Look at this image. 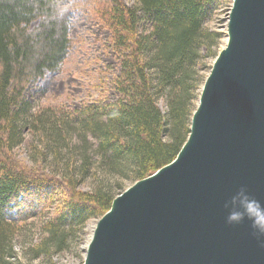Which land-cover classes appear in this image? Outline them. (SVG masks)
Here are the masks:
<instances>
[{
  "label": "trees",
  "instance_id": "1",
  "mask_svg": "<svg viewBox=\"0 0 264 264\" xmlns=\"http://www.w3.org/2000/svg\"><path fill=\"white\" fill-rule=\"evenodd\" d=\"M134 1L0 0V264L67 251L84 223L122 192L119 181L150 175L184 143L197 67L215 45L206 20L218 0ZM78 11L108 31L117 98L35 109L26 92L66 59ZM88 179L92 185L82 188ZM37 218L40 234L21 247L22 261L14 240Z\"/></svg>",
  "mask_w": 264,
  "mask_h": 264
},
{
  "label": "water",
  "instance_id": "2",
  "mask_svg": "<svg viewBox=\"0 0 264 264\" xmlns=\"http://www.w3.org/2000/svg\"><path fill=\"white\" fill-rule=\"evenodd\" d=\"M229 10L184 143L112 199L81 264H264V236L226 223L242 188L264 204V0Z\"/></svg>",
  "mask_w": 264,
  "mask_h": 264
},
{
  "label": "rangeland",
  "instance_id": "3",
  "mask_svg": "<svg viewBox=\"0 0 264 264\" xmlns=\"http://www.w3.org/2000/svg\"><path fill=\"white\" fill-rule=\"evenodd\" d=\"M122 1L129 6H133L135 3L134 0ZM231 3L232 0H218L206 20V26L216 34L215 45L203 53L205 57L198 64L197 81L195 88L190 93L187 118L188 114L197 106L201 82L210 71L209 67L215 59H213L214 53L225 46L226 25ZM69 35L72 43L66 59L61 62L57 70L49 72L31 83L26 92L28 100L32 102L35 109L43 105L54 104L78 106L83 101L95 98L111 102L117 98L111 87V79L116 74L117 67L115 54L109 46L108 31L97 20L88 18L78 11L71 15ZM158 105L162 111H165L166 104L163 100L159 99ZM186 117L184 118L185 125ZM15 154L23 158L26 151L22 146L15 150ZM118 183L122 185L120 191H124L133 184L131 181H119ZM91 185V179H88L81 184V187L88 189ZM97 220V218H90L84 223L67 251L54 255L50 261L40 259L32 264H81ZM30 222L14 240V250L22 261L24 258L21 256V247H26L30 242L36 241L40 234L39 218Z\"/></svg>",
  "mask_w": 264,
  "mask_h": 264
},
{
  "label": "clouds",
  "instance_id": "4",
  "mask_svg": "<svg viewBox=\"0 0 264 264\" xmlns=\"http://www.w3.org/2000/svg\"><path fill=\"white\" fill-rule=\"evenodd\" d=\"M239 207L230 211L226 216V223L238 224L244 220L250 222V228L253 230L252 234L258 239L264 236V204L259 200L250 197L247 192L242 188L238 193ZM236 198H233L235 204ZM264 246V241H261Z\"/></svg>",
  "mask_w": 264,
  "mask_h": 264
}]
</instances>
